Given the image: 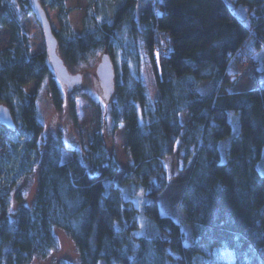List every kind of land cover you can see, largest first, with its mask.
<instances>
[{
    "label": "trees",
    "instance_id": "trees-1",
    "mask_svg": "<svg viewBox=\"0 0 264 264\" xmlns=\"http://www.w3.org/2000/svg\"><path fill=\"white\" fill-rule=\"evenodd\" d=\"M39 1L60 14L55 36L68 69L78 71L107 54L116 92L106 102L110 120L102 118L85 151L72 150L64 162L62 136H44L38 96L25 92L31 84L45 86L55 108L64 110L66 88L46 52L32 55L22 30L23 18L35 15L32 1L0 0V30L9 36L0 48V105L16 125L0 122V136L9 143L0 156V264L48 258L59 246L55 230L71 237L80 264H264V175L258 168L264 87L231 91L233 68L248 60L257 65L264 50V0L230 2L248 10L249 23L227 0H126L113 18L109 0H88L94 9L81 34L69 21V0ZM146 65L155 100L144 79ZM255 71L253 80L263 83L264 72ZM202 82L213 83L209 94L197 90ZM230 112L240 115L241 130L224 162L219 145L232 134ZM122 125L128 126L130 160L123 174L112 151ZM175 153L182 171L189 170L178 205L193 232L190 246L158 203L169 186L165 161ZM31 175L37 189L28 204L27 191L17 188ZM143 198L145 215L159 231L152 237L140 232Z\"/></svg>",
    "mask_w": 264,
    "mask_h": 264
},
{
    "label": "rangeland",
    "instance_id": "rangeland-1",
    "mask_svg": "<svg viewBox=\"0 0 264 264\" xmlns=\"http://www.w3.org/2000/svg\"><path fill=\"white\" fill-rule=\"evenodd\" d=\"M126 0H109V16L113 18L115 13L122 7ZM233 12L246 23H249L248 10L243 7L235 6V2L227 0ZM67 14L69 21L77 34L84 31V21L86 13L91 8L88 0H69L67 2ZM46 13L51 22L52 28L56 33L61 28V20L59 12L52 10L49 7L45 8ZM21 13V11H19ZM22 30L28 36L31 44L32 55H37L43 52L47 53L45 37L43 29L37 20L36 15H27L23 18ZM8 33L5 30H0V48L4 49L8 43ZM103 56V55H102ZM102 56L96 61H93L78 71H70L71 74L83 75V84L75 88L72 92L65 90L66 104L64 110L59 112L48 98V90L42 86L38 90L36 84H31L25 87V92L29 96H38V110L42 123L45 126L44 136H62L65 142L64 162H68L72 157V150L85 151L90 143L92 136L101 127V119L107 118L109 107L106 103L100 87L96 69ZM255 66H252L251 61H245L243 66L233 68L234 77L236 78V86L232 92L251 90L256 87H264V82L258 83L253 79L255 70L264 72V50L258 53ZM144 79L149 88L151 97L155 100L158 92L155 86L153 71L149 65L144 68ZM212 82H202L197 85V90L203 94H209L213 90ZM74 106H72V104ZM98 107L101 109L99 110ZM186 118L183 117V121ZM229 120L232 124V134L227 139L223 140L219 147L222 155V160L227 161V155L231 147L233 139L240 133L241 120L240 115L236 112L229 113ZM111 124V121H109ZM127 125L120 126L115 134L113 154L119 164L122 174L130 168V160L127 156L125 145L127 136ZM9 149V143L5 136H0V156L5 155ZM174 156L165 161V169L169 179V186L166 191L159 196L158 203L162 216L173 218L181 227L184 235V245L190 246L193 242V232L191 227L185 222V215L179 209V201L189 177V170L182 171ZM259 171L264 175V152L261 162L259 163ZM119 177V176H118ZM116 177V178H118ZM37 180L35 175H31L27 180L20 182L17 192L26 190L28 195L26 203L30 204L36 195ZM140 193V192H139ZM148 202L146 198L140 199L138 202L139 215L138 220L141 226V234L146 237L155 236L159 231L156 224L145 215V204ZM55 235L58 239V249L46 259H36L33 264H80V255L71 239V237L62 230H55ZM100 264H105L101 262Z\"/></svg>",
    "mask_w": 264,
    "mask_h": 264
},
{
    "label": "water",
    "instance_id": "water-1",
    "mask_svg": "<svg viewBox=\"0 0 264 264\" xmlns=\"http://www.w3.org/2000/svg\"><path fill=\"white\" fill-rule=\"evenodd\" d=\"M31 1L37 20L43 29L47 56L55 74V78L68 92H72L75 88L83 84V75H73L70 73L64 60L58 54L59 43L46 10L39 0ZM96 75L100 83L103 97L105 101L109 103L116 92V73L109 55L104 54L102 56L96 69ZM0 122L10 129H15L16 127L11 111L3 105H0Z\"/></svg>",
    "mask_w": 264,
    "mask_h": 264
},
{
    "label": "snow or ice",
    "instance_id": "snow-or-ice-1",
    "mask_svg": "<svg viewBox=\"0 0 264 264\" xmlns=\"http://www.w3.org/2000/svg\"><path fill=\"white\" fill-rule=\"evenodd\" d=\"M159 14V13H158Z\"/></svg>",
    "mask_w": 264,
    "mask_h": 264
}]
</instances>
